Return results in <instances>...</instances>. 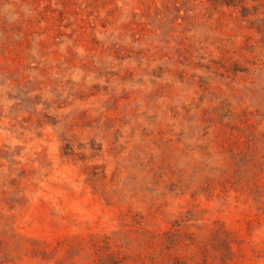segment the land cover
<instances>
[{
  "label": "rangeland",
  "instance_id": "374dc122",
  "mask_svg": "<svg viewBox=\"0 0 264 264\" xmlns=\"http://www.w3.org/2000/svg\"><path fill=\"white\" fill-rule=\"evenodd\" d=\"M0 264H264V0H0Z\"/></svg>",
  "mask_w": 264,
  "mask_h": 264
}]
</instances>
